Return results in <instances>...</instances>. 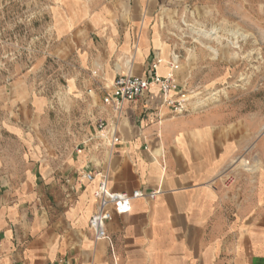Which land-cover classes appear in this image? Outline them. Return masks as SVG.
I'll return each mask as SVG.
<instances>
[{
    "label": "crops",
    "instance_id": "0c3cea01",
    "mask_svg": "<svg viewBox=\"0 0 264 264\" xmlns=\"http://www.w3.org/2000/svg\"><path fill=\"white\" fill-rule=\"evenodd\" d=\"M180 1L51 0L42 58L65 64L69 90L116 124L120 142L109 147L93 126L80 148L48 158L29 130L47 103L27 91L32 67L0 78V264H264V132L254 116L220 104L177 114L157 86L124 103L119 119L102 102L118 73L144 76L161 58L166 74L179 55L165 19ZM87 171L106 174L114 191L159 192L112 211L110 240H95L99 175L89 181Z\"/></svg>",
    "mask_w": 264,
    "mask_h": 264
},
{
    "label": "rangeland",
    "instance_id": "374dc122",
    "mask_svg": "<svg viewBox=\"0 0 264 264\" xmlns=\"http://www.w3.org/2000/svg\"><path fill=\"white\" fill-rule=\"evenodd\" d=\"M50 4L0 0V78L32 67L27 91L47 103L45 115L29 130L42 136L53 159L56 149L80 148L97 116L87 97L67 87L65 64L42 58ZM165 20L180 78L188 84L189 110L220 104L227 114L254 116L257 131L264 132V0H183Z\"/></svg>",
    "mask_w": 264,
    "mask_h": 264
},
{
    "label": "built area",
    "instance_id": "2783aa9c",
    "mask_svg": "<svg viewBox=\"0 0 264 264\" xmlns=\"http://www.w3.org/2000/svg\"><path fill=\"white\" fill-rule=\"evenodd\" d=\"M177 61L176 55L165 61L169 70L164 75L158 72L159 65L164 62L161 58H154L148 63L144 76L135 75L130 71L118 73L109 86H103L100 89L103 104L110 105L116 119H119L124 103L137 100L149 88L157 86L162 96V103L168 106L172 112L177 114L188 112L191 106L190 93L187 89H180L176 83L175 71L179 66ZM96 130L99 132L100 139L109 147L120 142L116 124H108L105 120L100 119L96 122ZM240 159L238 160L240 161ZM246 163L248 162L246 161ZM97 175H99V178L93 191L96 205L88 220V227L92 231L95 240H110L106 232V223L110 220L112 211L117 214L126 213L130 211L131 202L134 198H154L159 190L149 192L134 190L132 193L120 192L108 188L106 174H94L87 171L83 174V178L91 181ZM113 264H117V262L114 260Z\"/></svg>",
    "mask_w": 264,
    "mask_h": 264
}]
</instances>
